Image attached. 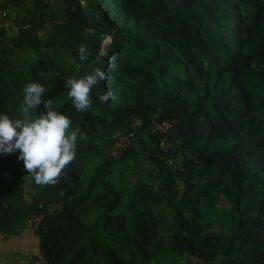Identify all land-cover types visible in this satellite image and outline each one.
Returning a JSON list of instances; mask_svg holds the SVG:
<instances>
[{
  "label": "trees",
  "instance_id": "trees-1",
  "mask_svg": "<svg viewBox=\"0 0 264 264\" xmlns=\"http://www.w3.org/2000/svg\"><path fill=\"white\" fill-rule=\"evenodd\" d=\"M82 1L0 0L15 31L6 38L0 29V82L12 49H60L74 66V78L103 68L105 23ZM102 1L130 25L114 29L113 45H129L149 61L106 66L108 78L93 87L87 113L77 112L62 91L71 77L62 60L47 57L37 65L33 81L47 89L42 100L51 99L54 109L72 119L71 130L79 128L76 158H102L83 186L69 179L71 164L57 185L41 186L18 152L0 154V232L19 234L56 202L60 208L44 214L34 231L44 264H144L155 253L210 264H264V0ZM45 28L43 40L38 32ZM82 44L90 52L83 62ZM173 66L184 76L173 73ZM253 77L257 87L251 86ZM15 83L0 104V113L10 118L20 115L23 100L22 85ZM106 89L116 96L107 104L99 100ZM36 111H46L43 103ZM160 120L171 122L167 153L180 170L160 159L149 130ZM128 132L129 147L111 157L107 150L115 135ZM132 153L157 161L158 173L145 176L150 165L133 156L134 165L124 161L114 180L110 169ZM131 168L132 184L130 173L120 176ZM174 176L180 189L171 190ZM220 198L225 208H217Z\"/></svg>",
  "mask_w": 264,
  "mask_h": 264
},
{
  "label": "clouds",
  "instance_id": "clouds-1",
  "mask_svg": "<svg viewBox=\"0 0 264 264\" xmlns=\"http://www.w3.org/2000/svg\"><path fill=\"white\" fill-rule=\"evenodd\" d=\"M79 60L87 61L90 52L85 45L78 49ZM112 61L104 62V67H95L80 78L69 77L63 80L68 89L75 110L87 113L92 106L91 91L108 77L105 67ZM20 115L10 118L0 113V154L18 152L17 159L23 162L27 173L37 185L55 186L66 174L65 170L76 159L79 128L72 129V119L52 106V100H42L47 89L40 83H27L23 89ZM116 96L110 89L99 95V100L107 104ZM43 103L46 111L37 114ZM35 114V115H34Z\"/></svg>",
  "mask_w": 264,
  "mask_h": 264
},
{
  "label": "rangeland",
  "instance_id": "rangeland-1",
  "mask_svg": "<svg viewBox=\"0 0 264 264\" xmlns=\"http://www.w3.org/2000/svg\"><path fill=\"white\" fill-rule=\"evenodd\" d=\"M149 0H144L145 3H148ZM82 6L84 9H86L91 16L98 18L99 20H102L105 25L103 26L106 30L103 31V38L100 43V51L99 56H103L108 61L111 59L112 64L115 61H122L126 63H136V64H143L147 63L149 59L145 56H139L132 53V50L129 45L122 44L120 46L115 47L113 45L112 39H113V32L114 29H117L118 27H121L122 29H129L128 24H126L123 20L119 18L117 15V10L111 5L107 4L106 1L102 0H85L82 1ZM239 11L244 14V8L239 7ZM109 20V21H108ZM117 27V28H116ZM102 29V28H101ZM49 29L45 28L43 30H40L38 32L41 39H45L47 32ZM14 29L10 28L5 30V36L6 38L10 37L14 34ZM59 52L55 53L50 48L42 49L39 52L32 53L29 51H18L15 49L11 50V53L9 54L7 58V66L5 68L4 75L2 77V81L0 82V104H2L5 100H7V97L9 95V92H11L13 89L16 88V81L21 83L22 87L19 92H22L23 87L30 82H34L33 80V70L37 67V65L44 61L47 57H53L58 58L62 60L63 64L66 65L70 70V76L74 77L73 70L74 66L70 60H68L64 55L62 54L61 50L58 49ZM106 61V62H107ZM110 66V65H108ZM50 70V66L47 65L43 69L44 74H48ZM173 73H176L178 76L183 77L184 73L181 71V69L178 66L172 67ZM259 85V82L257 80V77L251 78V86L257 87ZM62 91L65 93L68 92V89L65 88V86H62ZM143 138L147 139V135L143 134ZM95 142H98L97 139ZM150 147L153 148V144L150 143ZM133 156H136L137 160L143 165H150V170L148 173L145 174L147 177L155 176L159 169L157 167V164H159L157 161H152L143 156L142 154L138 153H132L125 156L123 159L117 160L116 163L112 166V168L109 171V175L113 177L114 180H116L115 176L117 177L119 172L117 169L119 166L123 164L124 161L128 162L129 165H134ZM100 155H82L75 159V161L71 164V166L67 169L69 173V179L72 181H75L79 186H83L87 180V178L90 176L93 168L98 164V162L101 160ZM167 165V164H166ZM162 168H164L163 165H161ZM172 170L171 166L177 167V161H174L173 164L169 165ZM133 168L128 171H122L121 175H127L130 173V177L128 179L129 183H134L136 178L134 175H132ZM119 177V176H118ZM159 181L158 179H156ZM173 185L171 190H177L182 187L179 180L174 176L172 178ZM169 191H164L163 194H161L163 197L169 196ZM164 206V205H163ZM218 209L225 208L227 206V202L224 200V198H220L217 201L216 204ZM166 208V207H164ZM164 236L167 235V233L164 231ZM41 254V252L39 253ZM144 264H210L206 262H199L195 258H177L173 255H170L169 253H155L154 257L147 261Z\"/></svg>",
  "mask_w": 264,
  "mask_h": 264
},
{
  "label": "built area",
  "instance_id": "built-area-1",
  "mask_svg": "<svg viewBox=\"0 0 264 264\" xmlns=\"http://www.w3.org/2000/svg\"><path fill=\"white\" fill-rule=\"evenodd\" d=\"M13 27H14V23L12 18L8 16L4 11L0 10V29L7 30ZM170 125L171 122L169 120H160V121H152V123L149 126L150 132L154 134L157 139V146L160 154L159 155L160 159H162L163 162L166 163L168 166L170 164H173L174 161H177L174 158H171V156H169L167 153V144L165 139H166V133ZM131 137H132L131 132L117 133L115 135L112 144L108 148L107 153L113 158L118 157L123 150L129 147ZM177 167L179 170L181 169L180 163L178 161H177ZM59 208H60L59 203L56 202L47 203L44 212L34 215L30 223L28 224V227L35 231L38 223L40 222L44 214H48ZM41 255L42 254L38 255L37 264H40Z\"/></svg>",
  "mask_w": 264,
  "mask_h": 264
},
{
  "label": "crops",
  "instance_id": "crops-1",
  "mask_svg": "<svg viewBox=\"0 0 264 264\" xmlns=\"http://www.w3.org/2000/svg\"><path fill=\"white\" fill-rule=\"evenodd\" d=\"M39 253L38 237L28 226L15 235L0 232V264H37Z\"/></svg>",
  "mask_w": 264,
  "mask_h": 264
}]
</instances>
